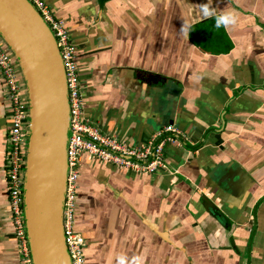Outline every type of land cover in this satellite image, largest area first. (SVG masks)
Returning <instances> with one entry per match:
<instances>
[{"label": "crops", "instance_id": "1", "mask_svg": "<svg viewBox=\"0 0 264 264\" xmlns=\"http://www.w3.org/2000/svg\"><path fill=\"white\" fill-rule=\"evenodd\" d=\"M41 1L70 31L103 132L131 145L180 132L171 173L83 154L86 264H264V0ZM224 14L234 23L217 27ZM4 96L0 80V264H24L1 169Z\"/></svg>", "mask_w": 264, "mask_h": 264}, {"label": "water", "instance_id": "2", "mask_svg": "<svg viewBox=\"0 0 264 264\" xmlns=\"http://www.w3.org/2000/svg\"><path fill=\"white\" fill-rule=\"evenodd\" d=\"M0 35L20 64L29 97L24 217L33 264H72L63 227L71 112L60 48L29 0H0Z\"/></svg>", "mask_w": 264, "mask_h": 264}, {"label": "built area", "instance_id": "3", "mask_svg": "<svg viewBox=\"0 0 264 264\" xmlns=\"http://www.w3.org/2000/svg\"><path fill=\"white\" fill-rule=\"evenodd\" d=\"M47 22L57 40L64 62L71 112L68 145L69 171L66 184L63 227L72 264H86V240L76 230L78 182L82 156L87 154L138 175L171 173L166 144L178 142L180 134L173 124L159 131L144 145H131L102 131L84 111V87L77 63L76 47L64 21L57 20L41 0H29ZM0 79L10 112V127L5 137L3 168L6 176L8 207L15 236L24 255V264H33L24 217V184L30 138V104L20 64L0 35ZM175 172V171H173Z\"/></svg>", "mask_w": 264, "mask_h": 264}, {"label": "clouds", "instance_id": "4", "mask_svg": "<svg viewBox=\"0 0 264 264\" xmlns=\"http://www.w3.org/2000/svg\"><path fill=\"white\" fill-rule=\"evenodd\" d=\"M204 14L205 16L209 15V12L207 10V7H205L204 9ZM230 23H234V18L231 17L229 14H224V15H221L220 17L217 18L216 20V26L219 27L221 24H224V25H228ZM117 264H130V262H128L126 260V257L124 256H120L118 259H117Z\"/></svg>", "mask_w": 264, "mask_h": 264}, {"label": "flooded vegetation", "instance_id": "5", "mask_svg": "<svg viewBox=\"0 0 264 264\" xmlns=\"http://www.w3.org/2000/svg\"><path fill=\"white\" fill-rule=\"evenodd\" d=\"M1 80V79H0ZM2 81V80H1ZM4 90H5V87H4ZM4 105L6 106V109H7V112L9 113V115L6 116V120H7V124H6V128H5V137L8 135V132H9V127H10V112H9V108H8V102L6 100V97L4 96ZM4 137V138H5ZM5 150V149H4ZM3 155H4V152H3ZM4 163V162H3ZM2 171L4 172V168H3V165H2ZM5 174V173H4Z\"/></svg>", "mask_w": 264, "mask_h": 264}]
</instances>
